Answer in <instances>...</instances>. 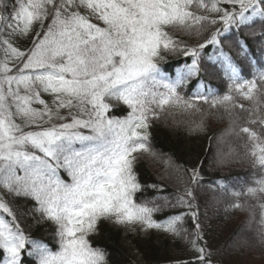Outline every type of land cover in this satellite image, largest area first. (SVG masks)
Returning a JSON list of instances; mask_svg holds the SVG:
<instances>
[{
	"label": "snow or ice",
	"instance_id": "6c2138e0",
	"mask_svg": "<svg viewBox=\"0 0 264 264\" xmlns=\"http://www.w3.org/2000/svg\"><path fill=\"white\" fill-rule=\"evenodd\" d=\"M256 18L264 23V0H0V259L106 264L90 241L101 220L199 239L196 212L191 233L183 227V213L165 223L153 219L177 205L136 202L141 185L134 154L149 151L157 109L195 107L177 89L199 74L201 53L209 45L222 52V33L235 28L238 34ZM193 31L207 32L205 42L189 46L176 38ZM237 44L247 56L246 44ZM169 54L191 60L175 80L160 67ZM225 59L231 87L212 105L236 107L234 93L254 102L250 109L239 105L247 112L240 117L246 124L241 131L252 143L254 166L264 174V70L241 80ZM190 172L196 183L199 170ZM256 183L247 195L259 199L264 178ZM6 197L29 200L38 220L56 226L55 250L24 234ZM194 199L188 188L178 203L192 209ZM259 208L264 225V203ZM198 253L205 264L204 248Z\"/></svg>",
	"mask_w": 264,
	"mask_h": 264
},
{
	"label": "trees",
	"instance_id": "16d2710c",
	"mask_svg": "<svg viewBox=\"0 0 264 264\" xmlns=\"http://www.w3.org/2000/svg\"><path fill=\"white\" fill-rule=\"evenodd\" d=\"M215 27L223 29L222 24ZM206 35L207 32L199 35L195 31L182 32L176 38L195 46L204 43ZM220 39L222 52L209 45L201 53L199 74L188 77L177 89L195 107L171 104L157 109V117L148 130L149 151L134 154L137 156L134 172L141 185L136 202L167 200L177 205L154 213L153 219L165 223L183 213V227L191 233L196 231L192 227V212H196L199 239L195 234L173 235L162 229L101 220L90 241L103 251L106 264H202L197 259L199 248H204L205 264H264L261 237L264 225L260 222L259 208L264 203V194H258L259 199L247 195V190L256 187L264 174L253 164L252 143L241 131L246 124L240 117H247V112L239 107L243 104L244 109H250L254 102L234 93L236 107L212 105L214 99L227 94L231 87L226 57L237 68L241 80H252L264 70V23L256 18L251 24L241 25L238 34L233 28L222 33ZM237 40L246 44L247 56L240 53ZM185 63L190 64L191 60L169 54L160 67L175 80L178 72L186 71ZM198 97H207L208 102ZM259 107L264 108V99H260ZM223 148L227 149L224 155ZM194 167L201 177L196 183L190 179ZM188 188L195 196L192 209L178 203ZM5 199L29 239L50 245L54 250L58 247L56 226L38 220L29 200ZM5 218L11 219L6 214ZM0 264H5V260L0 259ZM26 264H30V258Z\"/></svg>",
	"mask_w": 264,
	"mask_h": 264
},
{
	"label": "rangeland",
	"instance_id": "374dc122",
	"mask_svg": "<svg viewBox=\"0 0 264 264\" xmlns=\"http://www.w3.org/2000/svg\"><path fill=\"white\" fill-rule=\"evenodd\" d=\"M227 153V149L225 148H223V150H222V154L224 155V154H226Z\"/></svg>",
	"mask_w": 264,
	"mask_h": 264
}]
</instances>
